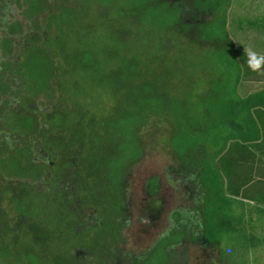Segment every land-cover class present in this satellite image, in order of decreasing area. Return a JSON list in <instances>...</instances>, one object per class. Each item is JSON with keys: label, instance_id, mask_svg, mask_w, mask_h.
<instances>
[{"label": "rangeland", "instance_id": "obj_1", "mask_svg": "<svg viewBox=\"0 0 264 264\" xmlns=\"http://www.w3.org/2000/svg\"><path fill=\"white\" fill-rule=\"evenodd\" d=\"M6 2V9H0V39L5 35V22L22 21L13 1ZM51 4L41 18L44 31L50 28L38 47L46 50L62 72L66 88L67 109L54 120L55 134L58 143L79 141L84 146L87 188L96 194L105 218L98 226L74 234L66 224L48 222L46 214L24 212L19 198L24 185H10L14 193L8 205L15 222L0 226V257L7 264H77L71 248L78 239L88 246V264H137L173 230L176 213L197 225L202 204H194L191 176L176 171L182 164L173 148L177 127L167 124L166 120H172L167 109L171 99H177L186 110H196L217 66L204 58L206 53L200 47H186L191 44L177 33L171 35L179 37L183 45L168 49L165 44L162 50L164 34L149 29L142 13L133 14L130 0H110L107 7L99 0H70L72 14L68 16L63 4ZM261 16L264 0H233L230 32L239 48L251 47L264 54V34L252 28L237 29L238 21ZM31 48L25 43L21 46L17 66L25 62ZM133 116H138L135 135L139 139L142 135L144 154L131 168L132 157L120 127L127 125L131 130ZM14 117V125L21 128L23 120ZM146 117L157 118L146 125ZM188 154L195 162L200 156L195 149ZM122 189L124 210L117 197ZM32 202L43 212L58 205L49 196ZM189 228L182 230L189 233ZM182 230L176 236L187 235ZM163 247L166 264H231L220 245L191 240Z\"/></svg>", "mask_w": 264, "mask_h": 264}, {"label": "trees", "instance_id": "obj_2", "mask_svg": "<svg viewBox=\"0 0 264 264\" xmlns=\"http://www.w3.org/2000/svg\"><path fill=\"white\" fill-rule=\"evenodd\" d=\"M3 1L4 5H0L2 11L7 6V0ZM12 1L23 22H5L2 28L5 35L0 39V94L5 98L16 94L24 96L25 107L11 112L7 123L12 135L21 138L23 147L18 155L25 159L14 157V154L5 149L2 162L4 174L16 179L7 186L24 185L19 192L24 212H31L34 216L46 214L48 222L54 225L65 220L69 231L75 234L74 227L86 217L70 210L67 200L57 193L55 186L52 187L51 194L40 189L38 184L32 185L24 181L28 177L35 182L40 181V168L31 165L28 169L16 168L21 161L31 160L29 141L33 138H45L49 144L53 143L51 139L58 142L53 123L56 116L67 109L66 88L61 80L62 72L59 73L52 58L38 45L44 39L45 31L50 28L49 25L44 31L41 18L49 11L51 3L63 4L64 13L68 16L71 13L68 8L70 0ZM99 1L103 7L110 5V0ZM130 2L133 14L142 13L149 29H158L164 34L162 50L183 45L178 42L181 41L179 37L171 35L177 33L191 44L185 45L186 47H200L206 53L207 57L204 58L211 59L217 66V73L212 76L209 89L201 97L196 110H186L177 99H171L167 109L172 119L166 120L167 124L170 126L173 123L177 127L173 148L182 164L176 171L179 175L191 176L194 180V204H202L197 225L193 226V222L182 213H176L174 218L177 222L173 230L159 242L154 251L138 260L137 264H166V256H162L164 245L169 243L177 246L191 240L205 246L220 245L231 264H264V76L248 68L244 48H239L233 40L230 32L233 0ZM53 21L51 18L50 22ZM237 25L239 31L252 28L264 34V16L246 22L238 21ZM167 33L170 35L167 36ZM24 43L33 48L26 53L25 62L17 66L16 56ZM181 58L185 61L184 56ZM41 100L56 105L57 112L43 119L38 111ZM6 103L5 100L7 107ZM150 103L154 102L150 100ZM13 113L23 120L20 122L21 128L14 125L16 117ZM23 114H27V117L22 118ZM39 116L47 125L48 132L50 131L47 136L40 131ZM137 117L131 118V130H127V125L125 128L120 127L132 157L131 168L144 154L142 135L140 139L135 135L139 125ZM153 118L157 117H146L143 123L148 125ZM63 145L68 158L78 148L79 166L76 173L79 180L76 184V196L81 203L80 207L83 210H96L101 220L104 219L105 212L99 205L96 194H91L87 188L82 156L84 146L79 141ZM193 149L200 153L196 162L188 154ZM9 189L10 193H14L13 188ZM48 196L55 199L58 204L56 208L44 212L37 210L38 207L32 200ZM117 197L124 210L123 189L122 192H117ZM8 210L14 219L10 208ZM189 225V233L182 230ZM181 230L187 232V235L176 236ZM76 240L78 239L74 240L71 250L82 246L88 248L85 242ZM72 257L76 262L73 253ZM2 260L7 264L6 258Z\"/></svg>", "mask_w": 264, "mask_h": 264}, {"label": "flooded vegetation", "instance_id": "obj_3", "mask_svg": "<svg viewBox=\"0 0 264 264\" xmlns=\"http://www.w3.org/2000/svg\"><path fill=\"white\" fill-rule=\"evenodd\" d=\"M23 95L16 94L15 96H7L6 98L0 94V226L5 228L9 227L15 219L9 212L8 199L12 195L10 189L7 186L11 182H15V177L7 176L4 174L2 162L5 155V149L11 154H14L16 158H22L18 155V152L22 149V141L18 136L12 135L11 130L8 128V115L11 112L18 111L20 107H25ZM5 100L7 107L5 106ZM6 108V109H5ZM5 110V111H4ZM38 111L42 114V118L51 117V114L57 112V107L47 100H41V106L38 107ZM45 116V117H44ZM39 116V121L42 119ZM40 131L46 136L49 135L47 130V125L42 121L40 124ZM31 141V142H30ZM30 152L31 160L21 161L18 165L19 169H28L31 165L36 166L41 169L40 181H33L32 178L28 177L24 179L29 184H38L40 189L44 191L51 192L52 187L55 186L57 193L65 198L69 204V208L75 211L78 215H83L86 218L78 222L74 227L76 233H83L85 229L98 226L101 223V218L96 210H83L80 206L81 203L76 196L78 183L77 168L78 164V148L72 151L71 157H66L64 145L59 144L56 139H51L53 143L49 144L45 138H33L30 140ZM14 168V166H12ZM30 171V170H29ZM16 172V171H15ZM18 173V172H17ZM18 180V178H17ZM25 191V190H24ZM31 221V220H30ZM21 223V222H20ZM77 223V222H74ZM60 224H66L67 221L60 220ZM69 225V224H68ZM72 253L75 256L77 264H88L87 259L90 254L87 247H75L72 249ZM4 257H0V264H5L3 262Z\"/></svg>", "mask_w": 264, "mask_h": 264}, {"label": "clouds", "instance_id": "obj_4", "mask_svg": "<svg viewBox=\"0 0 264 264\" xmlns=\"http://www.w3.org/2000/svg\"><path fill=\"white\" fill-rule=\"evenodd\" d=\"M244 55L247 57L246 63L248 68L264 76V54H261L251 47L244 48Z\"/></svg>", "mask_w": 264, "mask_h": 264}]
</instances>
